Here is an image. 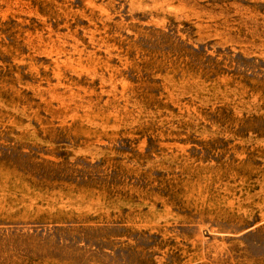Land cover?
Returning a JSON list of instances; mask_svg holds the SVG:
<instances>
[{"label": "rangeland", "instance_id": "rangeland-1", "mask_svg": "<svg viewBox=\"0 0 264 264\" xmlns=\"http://www.w3.org/2000/svg\"><path fill=\"white\" fill-rule=\"evenodd\" d=\"M0 264H264V0H0Z\"/></svg>", "mask_w": 264, "mask_h": 264}]
</instances>
